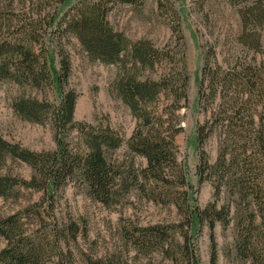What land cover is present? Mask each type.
<instances>
[{
  "label": "trees",
  "instance_id": "obj_1",
  "mask_svg": "<svg viewBox=\"0 0 264 264\" xmlns=\"http://www.w3.org/2000/svg\"><path fill=\"white\" fill-rule=\"evenodd\" d=\"M194 1L200 5L206 0ZM225 1L233 6L252 1L253 4L244 5L239 11L242 44L252 45L257 35L254 26L264 22L262 0ZM141 2L78 0L71 4V0H0V80L10 79L37 91L56 89L60 96L57 105L23 96L12 106L23 120L38 125L49 122L54 126V152L36 154L0 137V168L12 159L32 170L28 181L0 176V197L17 195L15 187L42 192L41 203L31 208L32 214L26 210L0 218V238L6 245L0 251V264H75L70 252L64 254L61 248L62 243L76 240L80 228L75 223L59 227L54 215L45 221V212L53 213L55 193L76 180L86 185L94 201L107 208L119 204L133 191L156 204L176 207L182 219L175 225L145 228L128 225L126 240L137 253L146 255L157 251L169 257L172 264H197V256L189 243V230L195 228L194 225L207 224L212 239L211 264H216L212 232L217 222L224 228L236 229L235 248L240 261L264 264V77L250 67L242 68L243 72L232 69L221 76L217 75L218 71L214 75L206 74L205 67L202 70L199 104L205 109H215L210 113V121L197 127L195 136L199 148L213 133L218 134L220 140L213 164L208 162L203 150L200 153L197 175L200 185L205 180L213 184L216 200L225 196L226 202L218 207L211 203L200 209L188 192L192 186L187 184L176 162L174 145L176 135L182 131L177 112L181 109L180 101L187 99V79L176 75L178 80L175 81L168 75L156 82L140 80L138 72L154 70L167 56L144 41L131 44L115 32L107 20L116 6L139 7ZM68 37L77 40L89 62L120 65L122 75L116 93L122 103L131 108L138 123L129 137L127 149L132 155L145 159L144 168L136 166L133 160L122 166L113 159V152L123 141L109 127L96 129L72 122L78 96L69 86L68 56L58 45ZM50 46L59 59L58 69L51 66ZM233 86L239 91L230 95ZM164 90L173 99L160 113L157 101ZM259 108L261 113L257 114ZM73 128L78 130L79 140L75 142L68 133ZM252 205L257 209L260 224L255 223L257 214L250 210ZM231 206L235 209L233 218L230 217ZM35 219L40 221L38 228L32 225ZM177 234L184 240L183 246L175 240ZM86 264L128 262L121 256L111 255L102 260L89 258Z\"/></svg>",
  "mask_w": 264,
  "mask_h": 264
},
{
  "label": "rangeland",
  "instance_id": "obj_2",
  "mask_svg": "<svg viewBox=\"0 0 264 264\" xmlns=\"http://www.w3.org/2000/svg\"><path fill=\"white\" fill-rule=\"evenodd\" d=\"M77 1L71 0V4ZM197 4L194 0H142L139 7L127 4L116 6L107 20L114 31L122 34L131 44L144 41L154 50L167 56V60L157 64L154 70L145 69L138 72L140 80L156 82L168 75L174 77L175 81L178 80L176 75L187 79V99L186 102L180 101L181 109L177 112L182 131L174 139L176 162L181 167L187 184L192 186L188 192L196 200L198 208L203 209L211 203L216 207L224 204L226 197L222 196L220 200H216L213 184L205 180L200 185L197 175L200 153L203 150L208 162L213 164L220 140L219 135L213 133L202 148H199L195 136L197 127L209 122L210 113L215 109H205L199 104L198 87L202 70L205 67L206 74L214 75L217 73L215 71H218L217 75L221 76L230 73L232 69L243 72L246 67H250L264 77V22L253 28L257 33L256 40L253 41L255 46L245 45L240 37L243 31L239 11L244 5L253 4L252 1L239 6H233L225 0H206L204 4ZM262 6L264 8V0ZM58 45H61L68 56L71 65L69 86L78 96L72 122L96 129L109 127L123 141L113 152V159L122 166L133 160L136 166L144 168L145 159L132 155L127 149L129 137L138 123L131 108L126 107L116 93V85L122 75L120 65L89 62L73 37L66 38ZM48 51L53 56L51 66L58 69L59 59L56 52L52 46ZM231 90L230 95H235L234 92L239 91V88L233 86ZM23 96L40 102L46 101L51 105H57L60 100L56 89L37 91L10 79L0 80V137L3 141L36 154L54 152V126L49 122L38 125L23 120L13 111L14 101ZM172 99L166 90L162 91L157 101L160 113L168 108L166 105H171ZM214 103H217V97ZM260 113L259 108L257 114ZM255 120L258 121L256 118ZM68 133L73 142L79 140L76 128L70 129ZM0 176H13L28 181L32 170L28 165L10 159L0 168ZM14 191L17 195L11 193L6 199L0 197V218H8L26 210L32 214L34 210L31 208L41 203V191L19 187H15ZM54 199L53 213L45 212V221L48 220L47 217L54 215L59 227L75 223L80 228L76 240L68 244L62 243L61 248L64 254L70 252L75 264H86L89 258L102 260L111 255L123 257L128 264L133 261L138 264H172L169 257L157 251L148 252L146 255L137 253L126 240L125 233L127 228L130 230V224L143 228L177 224L182 218L175 206L156 204L141 196L139 192L133 191L119 204L107 208L94 201L88 195L86 185L78 183L77 180L70 181L66 187L58 190ZM230 209V217L233 218L234 206ZM250 210L254 215L257 214L255 223L260 224L254 205ZM39 222L35 219L32 225L36 227ZM214 224L216 226L212 235L216 245V264H253L251 260L240 261L236 255V229L224 228L217 222ZM194 227L189 230V243L197 256V264H211L212 239L209 227L207 224ZM175 240L178 245L183 246L184 240L181 236L177 234ZM5 246L4 240L0 238V251Z\"/></svg>",
  "mask_w": 264,
  "mask_h": 264
}]
</instances>
